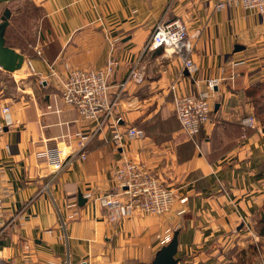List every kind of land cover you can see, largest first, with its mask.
Masks as SVG:
<instances>
[{
    "label": "crops",
    "instance_id": "crops-1",
    "mask_svg": "<svg viewBox=\"0 0 264 264\" xmlns=\"http://www.w3.org/2000/svg\"><path fill=\"white\" fill-rule=\"evenodd\" d=\"M29 1L38 17L26 0H0V16L10 10L5 43L23 54L19 69L0 67V105L9 106L14 122L0 133V264H148L167 227L177 232L174 264H230L234 249L242 255L246 243L255 247L251 235L264 233L258 15L239 5L215 9L217 0ZM174 18L192 35L193 72L177 55L147 48L154 24ZM110 57L118 61L108 78L113 113L89 140L86 157L54 172L47 148L65 157L76 139L63 135L88 132L94 122L63 102L49 68L65 76L66 67L103 68ZM131 68L141 81L129 79L116 97ZM209 79H216L210 119L193 139L175 115L171 84L177 92H198ZM245 116L254 117L255 128H244ZM130 125L144 136L123 134L117 146L114 130ZM123 155L174 189L169 212L108 220L92 197L114 189L113 168Z\"/></svg>",
    "mask_w": 264,
    "mask_h": 264
},
{
    "label": "built area",
    "instance_id": "built-area-1",
    "mask_svg": "<svg viewBox=\"0 0 264 264\" xmlns=\"http://www.w3.org/2000/svg\"><path fill=\"white\" fill-rule=\"evenodd\" d=\"M236 5L244 10L255 13L259 17V22L264 29V0H217L214 8L228 9ZM162 48L165 54L177 55L182 63V67L193 72L196 64L192 58L193 39L189 34L186 24L178 19L158 20L150 33L147 43L148 49ZM40 52L39 49H37ZM115 57L108 58L103 68H78L66 67L65 76H61L53 67L49 68V74L54 76L59 82V95L63 102L73 106L85 121L94 122L93 128L88 131H75L68 134L76 139V149L60 157L59 149L56 146L47 148L46 159L54 172H59L75 159L86 157V146L92 136L102 129L115 108L116 98L110 97V84L108 78L117 66ZM241 63V62H234ZM141 81V76L134 68L129 70L127 78L118 84L117 96L126 87L129 79ZM216 83V79H209L206 89L198 92H177L175 83L171 88L175 91L173 98L174 112L179 120L182 130L189 137L195 138L204 123L210 119L211 103L210 90ZM245 129L255 128L256 123L253 116L242 118ZM14 122L9 116V106L0 105V133L6 128L12 127ZM127 139L142 138L144 131L139 126L130 125L123 132ZM123 133L115 130L112 138L117 146H122L121 139ZM114 189L108 192L92 195L100 206H102L109 221H115L125 216H130L135 211L161 215L167 213L172 208L176 194L172 187L162 182L154 173L148 170L139 161L121 156L113 168ZM186 197H181L179 201L185 202ZM184 208H180L178 213H182ZM167 227L157 236L158 243L166 244L170 241L173 231ZM2 227L0 225V232ZM264 239V233L251 235V241L255 245L257 252V264H264V245L260 241ZM68 264V263H59Z\"/></svg>",
    "mask_w": 264,
    "mask_h": 264
},
{
    "label": "water",
    "instance_id": "water-1",
    "mask_svg": "<svg viewBox=\"0 0 264 264\" xmlns=\"http://www.w3.org/2000/svg\"><path fill=\"white\" fill-rule=\"evenodd\" d=\"M9 9H4L0 16V67L6 71L19 69L23 62V54L5 43V29L8 25ZM177 248V232H173L169 242L163 244L148 264H174Z\"/></svg>",
    "mask_w": 264,
    "mask_h": 264
},
{
    "label": "rangeland",
    "instance_id": "rangeland-1",
    "mask_svg": "<svg viewBox=\"0 0 264 264\" xmlns=\"http://www.w3.org/2000/svg\"><path fill=\"white\" fill-rule=\"evenodd\" d=\"M25 5H26L27 8H30L32 15H34L35 17H38L39 16L38 15V12H37L38 10H34L35 9V4L34 3H32L29 0H26ZM22 22L24 23V20ZM63 136L69 137L68 134L63 135ZM112 136H113V134H112ZM73 151L74 150H72L71 152H73ZM71 152H69V153H71ZM171 230L173 231V229H171ZM248 244L246 243V247L242 249V250H244V252L242 253V255H240V252L241 251H239L238 249H234L231 252V254L234 257V259L233 258H230V259H233V261H230V264H257L256 260L258 258H257V252H256V250L254 251V248L255 247H253V245H251L250 243H248ZM260 245H264V239H262L260 241ZM228 257H229V255H228ZM224 264H228V263H224Z\"/></svg>",
    "mask_w": 264,
    "mask_h": 264
},
{
    "label": "trees",
    "instance_id": "trees-1",
    "mask_svg": "<svg viewBox=\"0 0 264 264\" xmlns=\"http://www.w3.org/2000/svg\"><path fill=\"white\" fill-rule=\"evenodd\" d=\"M264 230V229H263ZM264 232V231H263Z\"/></svg>",
    "mask_w": 264,
    "mask_h": 264
}]
</instances>
